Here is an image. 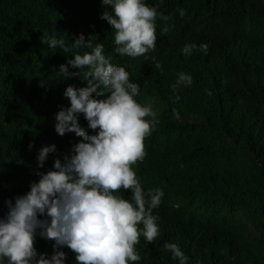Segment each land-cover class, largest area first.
<instances>
[{
	"label": "trees",
	"instance_id": "1",
	"mask_svg": "<svg viewBox=\"0 0 264 264\" xmlns=\"http://www.w3.org/2000/svg\"><path fill=\"white\" fill-rule=\"evenodd\" d=\"M146 2L171 18L156 21V50L131 58L113 51L112 27L101 18L112 6L103 0H0V218L6 201L28 192L37 173L82 139L58 135L55 114L70 106L66 88L86 81L59 76L73 53L49 49L43 38L55 33L70 45L83 33L125 66L140 85L137 101L157 112L147 154L133 167L145 191L164 192L153 210L160 234L153 243L141 238L138 264H177L165 242L177 243L188 264H264V0ZM165 23L169 31L161 35ZM186 43L208 51L184 56ZM179 72L193 84L175 100L170 86ZM78 122L93 133L83 114ZM52 144L56 151L39 167L40 148ZM53 244L37 235L34 246L51 256ZM59 250L65 264H76L70 249Z\"/></svg>",
	"mask_w": 264,
	"mask_h": 264
},
{
	"label": "clouds",
	"instance_id": "2",
	"mask_svg": "<svg viewBox=\"0 0 264 264\" xmlns=\"http://www.w3.org/2000/svg\"><path fill=\"white\" fill-rule=\"evenodd\" d=\"M103 4L112 6L101 18L112 27L115 53L147 58L156 50V21L167 22L170 15L146 0H103ZM177 11L181 17L186 14L183 8ZM168 31L165 23L160 33ZM43 42L49 49L73 53L74 58L60 66L59 76L86 81L84 87L66 88L70 106L55 114L58 135L75 133L82 139L72 145L70 155L56 158L51 170L37 173L40 179L28 192L15 197L14 203L6 201L8 212L0 218V264H65L67 254L59 250L63 247L75 254L76 264H138L136 246L141 238L153 243L160 234L153 210L164 192L145 191L133 167L147 154L144 141L158 123L157 112L137 101L140 85L130 79L125 66L111 62L102 43L93 44L92 36L86 40L81 33L69 45L55 33H45ZM80 49L85 51H76ZM180 51L184 56L195 51L206 54L208 45L186 43ZM69 65L79 71L70 73ZM192 84L190 74L179 72L170 86L174 99L179 100V90ZM81 114L92 134L80 126ZM55 151V144L41 147L38 166L43 167ZM122 191L130 192V197ZM37 235L54 242L51 256L37 251ZM163 249L177 264H188L177 243L165 242Z\"/></svg>",
	"mask_w": 264,
	"mask_h": 264
},
{
	"label": "rangeland",
	"instance_id": "3",
	"mask_svg": "<svg viewBox=\"0 0 264 264\" xmlns=\"http://www.w3.org/2000/svg\"><path fill=\"white\" fill-rule=\"evenodd\" d=\"M149 105H152V103H149Z\"/></svg>",
	"mask_w": 264,
	"mask_h": 264
}]
</instances>
